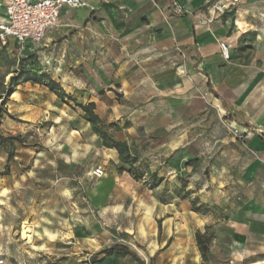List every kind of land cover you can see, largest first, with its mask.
<instances>
[{"label":"crops","instance_id":"1","mask_svg":"<svg viewBox=\"0 0 264 264\" xmlns=\"http://www.w3.org/2000/svg\"><path fill=\"white\" fill-rule=\"evenodd\" d=\"M82 1L93 10H61L38 46L1 50L36 51L62 80L82 59L94 67L97 87L72 97L95 104L111 137L145 164L144 175L174 184L165 207L174 208L176 226L213 228L206 264H264V0H223L238 10L226 17L228 61L216 23L195 21L217 0ZM102 148L119 163L115 150ZM189 260L200 264L199 251Z\"/></svg>","mask_w":264,"mask_h":264},{"label":"rangeland","instance_id":"2","mask_svg":"<svg viewBox=\"0 0 264 264\" xmlns=\"http://www.w3.org/2000/svg\"><path fill=\"white\" fill-rule=\"evenodd\" d=\"M237 11L217 0L202 5L195 21L204 27L216 23L221 43L230 33L226 17ZM34 54L0 50V134L14 138L8 174L0 176V264H140L130 256L95 255L114 245L127 247L144 264H191L198 248L189 237L198 230L192 223L188 230L176 226L174 208L165 207L174 184L144 175L142 163L131 174L125 166L120 171L123 165L108 161L98 133L111 137L112 125L91 126L71 109L73 102L64 101L70 108L31 81L58 80L66 94L83 98L97 87V70L83 67L82 59L66 70L67 79H57L49 61ZM228 130L235 140L245 139L239 129L240 139ZM6 161L0 145V173ZM96 167L103 170L101 178L91 175ZM204 233L213 238V228Z\"/></svg>","mask_w":264,"mask_h":264},{"label":"built area","instance_id":"3","mask_svg":"<svg viewBox=\"0 0 264 264\" xmlns=\"http://www.w3.org/2000/svg\"><path fill=\"white\" fill-rule=\"evenodd\" d=\"M1 2L6 21L0 23V50L12 44L20 50H24L26 43L38 46L46 32L57 26L60 12L65 8L93 10L82 0H1ZM219 48L223 59L228 61L229 45L221 42ZM232 133L234 137L242 138L234 128ZM91 175L101 178L104 174L101 167H96L91 171Z\"/></svg>","mask_w":264,"mask_h":264},{"label":"trees","instance_id":"4","mask_svg":"<svg viewBox=\"0 0 264 264\" xmlns=\"http://www.w3.org/2000/svg\"><path fill=\"white\" fill-rule=\"evenodd\" d=\"M34 61V57H29L28 62ZM33 84H38V85H43L45 86L51 93L56 95L63 104L69 106L64 101H71L75 104V106H72L73 111H78L80 114V118L84 120L86 123L90 124L93 127H97L100 124V119L95 113V104L94 103H87V104H80L77 103L74 98L66 94L60 85L53 81V80H46L45 82L41 80H31ZM12 94V92H10ZM9 94V95H10ZM8 95V96H9ZM1 113H0V121H1ZM99 136L101 140L105 143L103 146L108 149H113L117 152L119 162L123 165L120 171H125V167H128V172L131 174L132 167L135 165L137 162V159L135 155L132 153L130 147L127 145L125 142H119L113 139L110 136H107L104 132L98 131ZM14 138L11 137H4L0 134V145L5 149L6 155H7V161L5 164V169L2 173H0V176H4L8 174L9 166H10V161L13 158L14 155V144H13ZM133 178L135 179H140L142 175H132ZM151 178H156V176H151ZM195 237V242L196 246L198 248V251L200 253L201 259L204 264L207 263V256L209 253V244L212 239L211 238H206L205 233H201L200 231H197L194 235ZM95 255H103V256H130L133 258L135 261L139 262L140 264H144L138 258V256L130 251L127 247L121 246V245H114L111 246L107 249H103L96 253ZM153 259L150 260V264H152Z\"/></svg>","mask_w":264,"mask_h":264}]
</instances>
